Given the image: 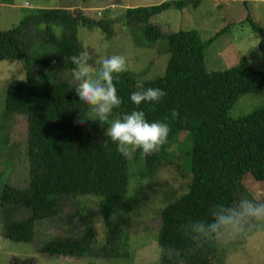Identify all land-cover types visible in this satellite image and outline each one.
<instances>
[{"label":"trees","instance_id":"1","mask_svg":"<svg viewBox=\"0 0 264 264\" xmlns=\"http://www.w3.org/2000/svg\"><path fill=\"white\" fill-rule=\"evenodd\" d=\"M201 0H165L159 4L126 11L129 20L145 25L144 39L148 45L166 39L169 60L163 76L138 82L130 72L119 74L115 82L122 104L114 109L119 118L133 110H143L149 122L169 124L167 143L161 150L144 156L147 174L153 175L171 155L173 144L185 135L187 164L191 173L189 189L163 210V226L159 234L160 247L182 250L181 264H215V243L191 250L180 226L189 220L210 219L213 205H231L246 178L264 185V105L240 120L229 112L247 94H258L264 87V71L254 69L245 59L224 72H207L204 50L216 36L203 42L194 31L164 34L151 25V18L171 9L195 8ZM262 37L264 31L247 15L246 19ZM93 20L79 9H40L19 25L0 31V62L22 61L52 74L72 72L70 57L80 49L76 37L79 25H92ZM95 22V21H94ZM32 23H46L44 48L33 54L27 42L26 28ZM52 25L61 26L65 33L58 39ZM105 29V27H103ZM75 83L68 81L38 82L26 74L25 80L8 83L5 90V112L25 118L27 126V158L29 183L26 187L5 185L0 195L2 237L17 243L33 239L36 223L63 215L64 201L78 196L95 195L103 198V213L110 219L115 203L129 185V161L120 154L109 138L82 132L77 122L88 106L75 93ZM160 88L166 92L160 103L147 102L139 106L130 101V94L142 89ZM155 108L153 111L152 109ZM172 109L179 111V120H165ZM30 210L26 219L15 220L13 212ZM78 217L84 219L82 213ZM117 227L110 230L107 241L97 252L96 232L89 229L75 241L53 239L43 249L44 254L58 257L87 256L117 257ZM115 255V256H114ZM215 261V262H214ZM9 264H37L33 259H12ZM162 264H168L162 258Z\"/></svg>","mask_w":264,"mask_h":264},{"label":"rangeland","instance_id":"2","mask_svg":"<svg viewBox=\"0 0 264 264\" xmlns=\"http://www.w3.org/2000/svg\"><path fill=\"white\" fill-rule=\"evenodd\" d=\"M163 1L18 0L13 5L7 3L9 1L0 0V31L17 27L21 20L29 15H37L40 9H45L43 7L79 9L93 20L92 25L85 23L76 29L80 52L89 51L94 60L98 58L97 53L101 56L125 55L128 58L125 72L132 73L138 82L143 83L164 75L169 51L166 39L148 45L143 36L145 25L127 19L126 11ZM58 2L61 4L57 5ZM247 15L264 31V0H201L195 8L164 11L152 17L150 22L160 28L164 37L191 30L196 31L203 42L216 36L204 50L207 72H224L245 59L254 69L264 71V49L260 48L262 37L252 30L246 20ZM25 28L31 52L39 53L44 48L46 23H32ZM52 30L58 39L64 36L65 30L61 26L52 25ZM27 73L38 82L63 80L74 83L72 72L55 75L37 66L25 68L22 61L0 62V195L5 185L26 187L29 183L25 118L5 112V90L8 83L25 80ZM263 105L264 87L258 94L242 96L229 116L233 120H240ZM88 115H91L89 109ZM116 118L113 111L109 120ZM106 128V124L101 126L98 121L88 120L82 132L92 137H95L94 134L106 137ZM184 136L173 144L171 155L153 175L147 174L141 150L127 156L129 185L125 195L113 206L109 220L104 217L103 198L86 195L65 200L62 216L36 223L33 239L29 242L17 243L3 238L0 224V264H9L12 259H33L37 264H149V258L161 248L158 238L163 226L164 208L186 193L191 183L187 155L185 149L180 147L186 144ZM242 198L264 201V185L253 178H246L238 192L237 201ZM78 212L84 216L83 220L77 216ZM29 216V209L19 208L13 212L15 220ZM114 226L118 234L117 257L105 258L100 255L68 258L43 253L51 240L58 238L75 241L91 228L96 232L94 245L99 252ZM215 256V264H264V231L252 230L232 239L216 241Z\"/></svg>","mask_w":264,"mask_h":264},{"label":"clouds","instance_id":"3","mask_svg":"<svg viewBox=\"0 0 264 264\" xmlns=\"http://www.w3.org/2000/svg\"><path fill=\"white\" fill-rule=\"evenodd\" d=\"M93 55L85 50L69 59L72 69L75 93L88 106L91 115L83 114L77 122L98 121L107 125L105 136L117 145L116 150L127 157L131 152L141 150L144 156L158 153L167 143L170 132L166 122H149L143 110L124 113L119 118L109 120L114 109L122 104L115 82L119 74L127 70V57L121 54ZM166 96L160 88L149 87L130 94V101L139 106L144 102L158 104ZM153 111L155 108L152 109ZM180 113L172 109L165 120H179ZM210 219L189 220L180 226L183 236L190 242V249L203 248L213 241L235 238L246 232L264 231V201L242 198L231 205L223 203L211 207ZM182 250L175 247H161L149 258V264H181Z\"/></svg>","mask_w":264,"mask_h":264},{"label":"crops","instance_id":"4","mask_svg":"<svg viewBox=\"0 0 264 264\" xmlns=\"http://www.w3.org/2000/svg\"><path fill=\"white\" fill-rule=\"evenodd\" d=\"M6 1H9V2H7V3H11V4H13V5H15V1H18V0H6ZM64 1V0H63ZM60 2H62V0H60ZM60 2H58V4L57 5H60L61 3ZM27 3V2H26ZM28 4V3H27ZM31 5H33V6H36L35 4H31ZM25 6H28V5H25ZM30 7H32V6H30ZM37 7V6H36ZM35 7V8H36ZM39 8H41V7H39ZM43 8H46L47 9V7H43ZM77 8V7H76Z\"/></svg>","mask_w":264,"mask_h":264},{"label":"built area","instance_id":"5","mask_svg":"<svg viewBox=\"0 0 264 264\" xmlns=\"http://www.w3.org/2000/svg\"><path fill=\"white\" fill-rule=\"evenodd\" d=\"M99 14H101V13H99Z\"/></svg>","mask_w":264,"mask_h":264}]
</instances>
